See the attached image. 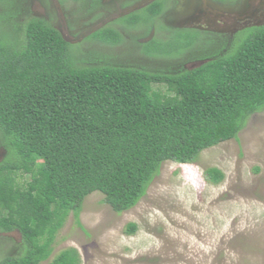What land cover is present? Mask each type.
<instances>
[{
  "label": "trees",
  "instance_id": "trees-1",
  "mask_svg": "<svg viewBox=\"0 0 264 264\" xmlns=\"http://www.w3.org/2000/svg\"><path fill=\"white\" fill-rule=\"evenodd\" d=\"M16 1L0 0V232L16 231L20 240L0 264H40L68 214L79 222L90 193L100 191L114 211H126L164 162L196 161L264 109V26L193 68L153 70L87 52L45 18L24 16ZM159 4L123 20L159 13ZM95 36L110 47L124 41L113 26ZM198 39L195 29H176L146 43L143 53L181 57L198 49ZM206 175L213 183L225 177L218 167ZM137 229L129 222L126 232ZM80 263L75 247L51 262Z\"/></svg>",
  "mask_w": 264,
  "mask_h": 264
},
{
  "label": "rangeland",
  "instance_id": "rangeland-1",
  "mask_svg": "<svg viewBox=\"0 0 264 264\" xmlns=\"http://www.w3.org/2000/svg\"><path fill=\"white\" fill-rule=\"evenodd\" d=\"M140 15L135 25L144 28L148 13ZM120 45L103 50L92 42L85 50L112 62L163 68L144 59L135 42L124 37ZM0 154L1 160L2 148ZM209 167L221 169L224 179L211 182ZM129 222L138 224L135 233L126 232ZM2 236L20 240L16 231ZM12 244L0 238V255L13 252ZM52 247L40 264H51L70 247L80 252V264H264V109L248 117L236 138L204 149L196 161L164 162L146 194L126 211H114L100 191L90 193L79 222L70 212Z\"/></svg>",
  "mask_w": 264,
  "mask_h": 264
},
{
  "label": "flooded vegetation",
  "instance_id": "flooded-vegetation-1",
  "mask_svg": "<svg viewBox=\"0 0 264 264\" xmlns=\"http://www.w3.org/2000/svg\"><path fill=\"white\" fill-rule=\"evenodd\" d=\"M140 1L142 0H121L120 2L118 0H72L69 5L60 0H17L16 5L20 7L24 16L30 14L45 18L55 27L61 25L60 15L62 14L64 32L72 39L70 42L80 45L82 49H85L86 45L88 47L92 45V42L93 45L103 50L119 48L120 44L110 47L103 45L96 36L94 37L95 33L106 26H113L123 35V38H126L128 43L135 42L142 48V51L146 43L154 38L167 40L176 29L199 31L200 46L198 45V49L184 53L185 57L182 55L172 59L152 58L164 68L198 66L208 60L210 54L230 49L242 32L255 26H264V3L262 4L258 0L244 12L232 10L240 5L242 0H200L204 11L203 13L199 12L189 22L185 19L168 20V18L181 6L184 10H189L192 0H153L140 9L132 12L126 11ZM153 3H161L159 4L161 10L159 13L156 12L148 16V25L144 28H138L135 25L136 21L126 24L127 22L123 20ZM95 24L101 25L98 28H93ZM142 56L144 59L149 58L144 53ZM189 61L192 63L191 66H188ZM13 239L16 242L19 241L17 238H9V241L13 242L12 249L15 248Z\"/></svg>",
  "mask_w": 264,
  "mask_h": 264
},
{
  "label": "water",
  "instance_id": "water-1",
  "mask_svg": "<svg viewBox=\"0 0 264 264\" xmlns=\"http://www.w3.org/2000/svg\"><path fill=\"white\" fill-rule=\"evenodd\" d=\"M121 0H118V2H120ZM153 0H142L139 3H137L136 5L126 9L127 12H132L134 10L140 9L141 7L145 6L146 4H149L150 2H152ZM257 0H242V2L240 3V5H238L236 8H232V10H237L239 12H244L246 10V8H249L252 6L253 2H256ZM260 3H264V0H258ZM202 3L200 0H192L191 5L189 7V10H184L182 8V6L176 10L172 15H170L169 19H176V20H180V19H185L187 20V22H189L192 18H195L197 14L203 13V9L201 7ZM60 18L62 20H64L63 15H60ZM61 20V25L56 26V28L61 32V34L63 35V37L68 40L71 41L72 39H70L67 35L66 32H64V22ZM170 22V21H169ZM101 23V22H99ZM171 23V22H170ZM101 24L98 25H94L93 28H98ZM190 68H193L190 67ZM7 234V233H5Z\"/></svg>",
  "mask_w": 264,
  "mask_h": 264
}]
</instances>
